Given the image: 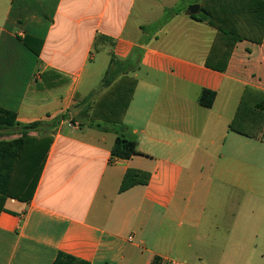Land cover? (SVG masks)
<instances>
[{"label":"crops","instance_id":"crops-1","mask_svg":"<svg viewBox=\"0 0 264 264\" xmlns=\"http://www.w3.org/2000/svg\"><path fill=\"white\" fill-rule=\"evenodd\" d=\"M201 3L0 0V108L19 124L0 142L52 138L31 200L4 202L0 264H53L60 252L89 264L244 262V210L218 223L214 206L228 193L234 207L260 195L255 169L223 152L244 145L229 130L241 99L264 101V37L235 43L224 71L209 68L217 31L188 11ZM112 59L122 63L114 83L137 84L122 123L91 125L89 105L114 86L102 87ZM203 89L216 92L212 107L199 103ZM118 137L139 154L114 156ZM128 170L148 183L120 191Z\"/></svg>","mask_w":264,"mask_h":264},{"label":"trees","instance_id":"trees-1","mask_svg":"<svg viewBox=\"0 0 264 264\" xmlns=\"http://www.w3.org/2000/svg\"><path fill=\"white\" fill-rule=\"evenodd\" d=\"M191 17L196 21L205 22L217 31L206 62V66L217 71L225 70L227 59L235 43L245 39L260 43L264 37V0H202L200 13L192 14ZM25 43L29 46L27 40ZM41 46L42 42L39 43V48L33 51L39 54ZM121 65L122 63L117 64L115 59H112L102 87L108 88L112 84L114 86L102 94L96 103L89 105L91 125L98 119L108 123H122L137 80L124 76L114 83L121 75ZM215 99L216 92L203 89L198 101L205 107H212ZM17 125L19 124L16 114L0 108V130ZM33 127L35 124L23 126V129ZM229 130L246 137H264V101L251 104L242 98L229 124ZM51 142L50 137L38 139L28 136L25 131L16 139L0 142V212L7 198L22 202L31 200ZM112 154L122 159L137 155L139 154L137 142L118 137L112 147ZM149 179L148 172L128 170L120 191H125L137 184H147ZM53 264H89V262L60 252Z\"/></svg>","mask_w":264,"mask_h":264},{"label":"rangeland","instance_id":"rangeland-1","mask_svg":"<svg viewBox=\"0 0 264 264\" xmlns=\"http://www.w3.org/2000/svg\"><path fill=\"white\" fill-rule=\"evenodd\" d=\"M198 11L196 12V14ZM97 54V52H94ZM103 55L102 53L97 54L96 65H94V70L96 68L104 69L105 62L103 63ZM89 82V81H88ZM93 89L98 90V80L92 79ZM243 140L244 145L240 149V152L234 154L233 152H223V160H232L238 159L243 161L246 165L247 173L252 172V168L255 169V173L252 177L256 179V185H259L260 195L252 196L250 194H246V199L241 202L239 200L240 206L234 207L232 201L230 200V194H225L221 196L214 206V209L217 211L218 218L215 219V222L218 221L220 223L219 216H226V212H236L238 215V211L241 213L242 210L245 212V227H246V235L245 240H247L246 248L244 249L246 259L237 261V264H264V137L262 138H252V137H240ZM236 209V211H234ZM240 218V217H239ZM238 219V217H236ZM209 223V222H208ZM212 225V222H210ZM214 234L218 236L219 232L213 230ZM217 242V239H214ZM195 243L200 244L201 241H195ZM208 258L204 262H200L198 264H209ZM236 264V262H233Z\"/></svg>","mask_w":264,"mask_h":264},{"label":"water","instance_id":"water-1","mask_svg":"<svg viewBox=\"0 0 264 264\" xmlns=\"http://www.w3.org/2000/svg\"><path fill=\"white\" fill-rule=\"evenodd\" d=\"M198 9H199V6L198 5H192L190 8H189V13L190 14H194V13H196L197 11H198Z\"/></svg>","mask_w":264,"mask_h":264}]
</instances>
